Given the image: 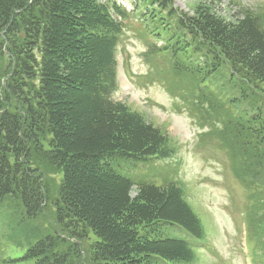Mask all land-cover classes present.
Listing matches in <instances>:
<instances>
[{"label":"trees","instance_id":"1","mask_svg":"<svg viewBox=\"0 0 264 264\" xmlns=\"http://www.w3.org/2000/svg\"><path fill=\"white\" fill-rule=\"evenodd\" d=\"M131 3L129 11L117 0H0V243L20 252L0 256L1 264H78L82 251L86 264L88 256L90 264L194 261L193 247L178 237L183 229L201 242L205 231L182 188L136 182L128 170L168 158L170 145L114 99L120 36L132 19L155 41L151 52L165 54L176 72L225 87L239 76L231 103L245 109L232 136L240 151L252 144L264 153L257 14L226 19L205 3L193 14L173 0ZM256 161L264 172V156ZM50 204L55 227L41 220Z\"/></svg>","mask_w":264,"mask_h":264},{"label":"rangeland","instance_id":"2","mask_svg":"<svg viewBox=\"0 0 264 264\" xmlns=\"http://www.w3.org/2000/svg\"><path fill=\"white\" fill-rule=\"evenodd\" d=\"M173 2L180 11L190 14L205 3L226 19H233L238 12L251 11L257 14L264 28V0ZM117 3L130 11L133 8L131 0H117ZM138 25L135 19L127 22L120 36L119 87L114 99L160 129L170 145L168 158L151 160L136 170L128 169L131 176L136 182L174 181L182 188L185 201L204 226L202 243H207L202 248L193 246L196 254L191 264H240V252L236 248L245 237L254 245L259 239L255 252L264 256V172L258 170L257 165L261 164L256 161L264 153L260 148L258 152L253 151L252 144H245V151H240L232 136V132L238 131L235 120L245 109L244 104L240 108L231 103V97L240 92L239 76L229 84L231 87H225L218 81L214 84L202 82L176 72L165 54L151 52L155 41ZM222 74L229 83L227 71ZM240 121L246 124L249 119L243 117ZM53 178L58 180V176ZM136 194L137 187H134L132 196ZM52 209L50 204L42 211L41 220L45 226H56ZM185 235L182 229L178 238ZM2 237L0 234L3 240ZM6 244L0 243V249L4 247L0 256L18 257L20 252H11L12 246ZM83 247L87 248L88 244L83 242ZM81 254L78 264H86L83 251ZM257 262L262 261L258 258ZM161 264L171 262L162 261Z\"/></svg>","mask_w":264,"mask_h":264}]
</instances>
